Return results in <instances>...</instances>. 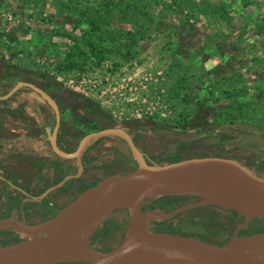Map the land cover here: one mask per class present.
I'll return each instance as SVG.
<instances>
[{"label": "rangeland", "instance_id": "374dc122", "mask_svg": "<svg viewBox=\"0 0 264 264\" xmlns=\"http://www.w3.org/2000/svg\"><path fill=\"white\" fill-rule=\"evenodd\" d=\"M93 40L102 53L90 48ZM0 80L31 83L51 96L63 120L58 140L68 152L84 135L109 128L127 131L151 157L180 143L173 129L206 132L236 123L264 131V0H0ZM6 91L0 88V140L41 134L33 114H46L47 103L25 86L4 99ZM88 101L101 110L87 108ZM227 139L210 141L198 155L235 158L250 170L260 165L252 151L222 146ZM87 157L90 169L64 186L72 200L97 181L93 169L108 176L138 167L125 143L111 136L94 142ZM34 160L32 154L0 158L1 215L20 219L32 207L6 179L32 185ZM69 162L41 166L59 174L47 186L78 172ZM191 200L154 198L145 206L174 209ZM124 215L113 212L92 243L113 241L125 229ZM241 221L237 213L203 207L153 226L224 243ZM263 227L257 218L250 229ZM257 251L264 257V243Z\"/></svg>", "mask_w": 264, "mask_h": 264}, {"label": "water", "instance_id": "95a60500", "mask_svg": "<svg viewBox=\"0 0 264 264\" xmlns=\"http://www.w3.org/2000/svg\"><path fill=\"white\" fill-rule=\"evenodd\" d=\"M34 90L53 107L56 124L50 145L56 156L73 160L78 172L50 186L36 198L43 201L70 180L84 174L82 156L91 142L104 137L122 139L138 167L126 174H111L85 188L55 216L29 227L17 218L0 219V231L13 229L19 241L0 245V264H264L257 251L264 233L240 237L239 232L254 219H264V176L252 172L239 160L221 156L193 157L167 164H150L122 128L86 134L72 152L57 143L59 109L50 95L27 82H17L3 98L21 87ZM191 197L175 209L155 206L145 209L154 198ZM218 207L245 218L226 244H216L192 236L168 232L153 223L173 221L184 213L203 207ZM117 210L128 212L129 224L122 242L110 251L91 245V239L107 218Z\"/></svg>", "mask_w": 264, "mask_h": 264}, {"label": "trees", "instance_id": "16d2710c", "mask_svg": "<svg viewBox=\"0 0 264 264\" xmlns=\"http://www.w3.org/2000/svg\"><path fill=\"white\" fill-rule=\"evenodd\" d=\"M88 45L90 46V48L93 51L96 50L99 47V45L96 43L95 40H93V42L89 41ZM99 48H100V53H102L103 48L102 47H99ZM16 84L17 83H15L13 81L0 80V88H5L7 90L4 93L3 96L7 95L14 88V86ZM27 88H29V87L27 86ZM32 91L34 93H36L34 90H32ZM46 103L49 105L48 102H46ZM87 108L93 109L94 111L101 110L92 101H88L87 102ZM108 119L110 121H114V119L111 118V117H108ZM55 122L56 121L54 120V123L51 124V125L49 124V126H52V128H54ZM143 133H150V132L144 131ZM223 134L228 135L229 139H227L224 144H221L222 146L228 145V146H233V147L234 146L240 147V148H243V150H250L256 155V157L258 158V160L260 162V165L256 166V168H253V170H255V171H253V170H251V171L254 172L257 175L263 176L264 173H262L261 167L264 166V131L257 130L254 127H251V126H249L247 124H236V123H233L230 126H227L225 128L212 129V130H208L206 132H202L201 131V132H188V133L187 132H182L181 133V132H178L177 129H173L171 135L173 137H175L176 140H179L180 143H177L175 145H171L169 149H165V150L161 151L160 154H158L157 156H154V157L148 156L146 153H144V154L148 156L147 157V162L148 163L157 164V165L165 164V163L167 164V163L177 162V161H181V160L188 159V158H193V157H205L206 155H201V154L204 152V149L207 148L209 142L215 140L214 141L215 143H220L221 136H223ZM153 135L160 136L161 133L155 132ZM26 138H27V136H20L18 139L13 140V143H15L16 146H17V149H18L17 152H19L21 154L28 155L29 152H31L32 149H34L36 147L35 146L36 144L38 145V147H41L42 150H50V151H52L49 138H47L46 134H44L41 137H35L34 136L32 141H29V142H27L25 140ZM78 143H77V145H78ZM182 143L184 145H182ZM21 144H24V145H21ZM195 144H196V146H194L195 147L194 150L193 149L189 150ZM125 145L127 147V151L132 155L128 145L126 143H125ZM179 146H181V148H183L182 152H178L177 151V148ZM198 153H201V154L198 155ZM53 154L56 156L55 153H53ZM182 154L183 155L187 154L188 156L187 157H181ZM213 156H221V155H213ZM56 157L60 158L58 156H56ZM174 157H175V159H173ZM221 157H223V156H221ZM49 160L52 161V157L48 156V160H46V161H42V159H40V164H41L43 169H46V168H48L50 166V164H48ZM60 160L61 161H66L65 159H62V158H60ZM34 162H39V161L37 159ZM84 167H85V171H86L87 170L86 165ZM40 180H41V178H40ZM49 187L50 186H47V188H49ZM47 188H46V190H47ZM19 191L23 194V196L26 197V193L25 192H22L21 189ZM38 197H39V195L36 196V198H38ZM168 198H170V197H168ZM179 199L189 200V199H193V198H191V197H179ZM69 203L70 202H67L66 205H68ZM211 207L215 208V209H221V208H218V207H213V206H211ZM221 210H224V209H221ZM224 211L225 212H229V214L232 213V211H228V210H224ZM56 213H53L50 216L48 215L45 218L49 219V218L55 216ZM233 213H235V212H233ZM126 218L128 219V222H129V215H127ZM153 224L154 225H158V223H153ZM183 235L191 236V235H186V234H183ZM196 238H199L201 240L208 241V242H211V243H216V244H221L222 243V242H216V241H209V240L201 238V237H196ZM7 240H12V241L14 240V242L19 240L18 239V235L16 234L15 230L9 228V230H7L5 232L0 231V241H1L0 243L2 244V246L8 245L7 244ZM98 240H100V239H97L96 241H98ZM3 241H4V244L2 243ZM224 243H227V241L224 242Z\"/></svg>", "mask_w": 264, "mask_h": 264}, {"label": "crops", "instance_id": "0c3cea01", "mask_svg": "<svg viewBox=\"0 0 264 264\" xmlns=\"http://www.w3.org/2000/svg\"><path fill=\"white\" fill-rule=\"evenodd\" d=\"M22 136H27V138L25 139L27 142L32 141L33 137H39L40 134L38 135H31V134H23ZM135 140V139H133ZM1 141V140H0ZM88 152H86L84 154L85 156V165L87 167V170L90 169L91 165L90 164V160L87 157ZM50 157H52L53 161H57L59 162V158L55 157L54 154L53 155H49ZM40 158V157H39ZM36 158L35 160L38 159L39 162H37L39 165L35 167L34 171L35 174L32 176V178L30 180H32L33 182L31 183L32 185H30L29 187H27L26 189L22 188L21 185L19 186V184H14L16 187L15 190H20L22 192L26 193V197L24 196V203L26 204V206H32L31 208L28 207L27 210L28 212H24L22 213V216L20 219L21 222H24L25 224H27V226L29 227H34L37 226L40 222L47 220L45 217L46 216H50L53 213L58 212L61 208H63L64 206H66L67 202L72 201V194L69 191V189L66 187H62L60 189L55 190L54 192H52L46 199H44L43 201H38L36 199V196H41L42 194H44V192L46 191L47 185L51 182L54 183L53 180H56L57 177H59V174L56 172V170L51 171L49 173H45L42 168H41V164H40V159L44 158ZM34 160V161H35ZM166 164V163H165ZM75 164L69 162V168H71V170H74L76 166H74ZM52 169V166H51ZM98 169H93L92 173L94 175V177L91 179V181L97 180L95 183H93L92 185L96 184L97 182L101 181L102 179H104L105 177H107V175H105L104 173H98L97 172ZM125 172V171H124ZM116 173V172H113ZM112 173H110L109 175H111ZM105 175V176H104ZM108 175V176H109ZM36 178H41V180H39L37 183H35V179ZM47 180V181H46ZM29 181V179H28ZM20 192V191H18ZM21 193V192H20ZM1 199V197H0ZM2 203V202H1ZM0 203V204H1ZM38 204H40V207ZM53 207V208H51ZM50 210L49 214L47 213V210ZM11 215H1L0 213V219L2 218H7L10 217ZM16 218V217H14ZM9 229H6L5 231H7Z\"/></svg>", "mask_w": 264, "mask_h": 264}, {"label": "flooded vegetation", "instance_id": "af4514ba", "mask_svg": "<svg viewBox=\"0 0 264 264\" xmlns=\"http://www.w3.org/2000/svg\"><path fill=\"white\" fill-rule=\"evenodd\" d=\"M39 96V95H38ZM2 97H4V96H2ZM45 103H46V101H44ZM47 105V111H45L46 112V114H42V111L40 110L39 111V113H37V111L33 114L34 116H36V117H38V130H40L42 133L40 134V136L39 137H41V136H43L44 134H46L47 135V138H49L50 139V133L51 132H53V129L54 128H52V126H49V124L51 125V124H53L54 123V120L56 121V119H57V114H55V111H54V109H53V107L52 106H50V105H48V104H46ZM54 112V113H53ZM59 116H60V120H61V123H62V117H61V114H60V112H59ZM61 123H60V126H61ZM55 124H56V122H55ZM43 125V126H42ZM45 127V128H44ZM55 127V126H54ZM60 129V128H59ZM83 138V137H82ZM81 138V139H82ZM133 138V137H132ZM122 140V139H121ZM50 141V140H49ZM99 141V140H98ZM97 141V142H98ZM123 141V140H122ZM96 142V141H95ZM124 142V141H123ZM135 142V141H134ZM57 143H58V146L62 149V147H61V144H60V142H59V140H58V138H57ZM93 143L94 142H91L89 145H88V147L86 148V150H85V152H84V154L86 153V152H89V149L92 147V145H93ZM125 143V142H124ZM36 144V143H35ZM34 144V145H35ZM39 144V143H38ZM18 145V144H17ZM21 145H24V144H21ZM36 147L34 148V149H32V151L31 152H29V154L31 155H33V156H35V157H37V158H41V157H44L45 155H47V156H49V155H53V151H50V150H42L41 149V147H38V145L36 144L35 145ZM17 146H16V144L15 143H13V140H1L0 141V151H1V153H0V158H7V157H9V156H14V155H16V154H21V153H19V152H17ZM26 150V149H25ZM62 150H64V149H62ZM84 154H83V156H82V160H83V163H84V166H85V156H84ZM55 156V155H54ZM56 157V156H55ZM66 161H73V160H66ZM73 163L75 164L74 166H76L77 164L75 163V161H73ZM76 168H78L77 166H76ZM84 169H85V167H84ZM135 169V168H134ZM133 168H130L128 171H126V170H122V171H125V172H130V171H133L134 170ZM2 180H5V179H2ZM2 180H0L1 182H2ZM9 183H10V186H12L11 188H13V187H15V188H18V187H16L14 184H13V182L12 181H9L8 179H6ZM77 180V179H76ZM0 182V183H1ZM98 183V182H97ZM96 183V184H97ZM95 185V184H94ZM53 186V185H52ZM90 186H93L92 184L91 185H89L88 187H90ZM88 187H86V188H88ZM165 198H168V197H165ZM165 198H162V199H165ZM71 202V201H70ZM186 203V202H185ZM185 203H182L181 205H178V206H176L175 208H177V207H179V206H182L183 204H185ZM155 207V204L154 205H151V206H149V207H147L146 208V206H144V208L145 209H151V208H154ZM174 208V209H175ZM225 210V209H224ZM49 212H50V210L48 209L47 210V213L49 214ZM227 213H229V212H227ZM231 214V213H230ZM239 214H237V216H238ZM126 216L127 215H124V217H123V219H124V224H125V229L127 228V226H128V224H129V222H128V219L126 218ZM239 217H242L241 215H239ZM245 221V218L244 217H242V221L237 225V227L239 226V225H241L243 222ZM158 224H160V223H158ZM154 225V224H153ZM236 227V228H237ZM235 228V229H236ZM251 228V223L248 225V226H246L244 229H242L240 232H239V236L240 237H247V236H251V235H256V234H261V233H264V227L263 228H255V229H250ZM124 229V231L123 230H121V231H119V233H118V235L116 236V238H114L113 239V241H111L110 243H108V244H104V242L102 241V245L101 246H97L96 244H93L92 243V240H94L95 242H96V240H95V238L93 237L92 239H91V245L93 246V247H95L96 249H99V250H101V251H110V250H112V249H114L115 247H117L121 242H122V240H123V238H124V234H125V230ZM119 230V229H118ZM3 231V230H2ZM235 231V230H234ZM234 231H233V233H234ZM233 233L231 234V236H230V238L232 237V235H233ZM230 238L228 239V241L230 240ZM17 241H19V240H17ZM16 241V242H17ZM227 241V242H228ZM1 242V241H0ZM15 243V242H14ZM222 244V243H221ZM223 244H226V243H223ZM222 244V245H223ZM1 246H2V244H1ZM82 264H86V263H82Z\"/></svg>", "mask_w": 264, "mask_h": 264}, {"label": "bare ground", "instance_id": "6f19581e", "mask_svg": "<svg viewBox=\"0 0 264 264\" xmlns=\"http://www.w3.org/2000/svg\"><path fill=\"white\" fill-rule=\"evenodd\" d=\"M264 243V240L259 244V246H261Z\"/></svg>", "mask_w": 264, "mask_h": 264}]
</instances>
